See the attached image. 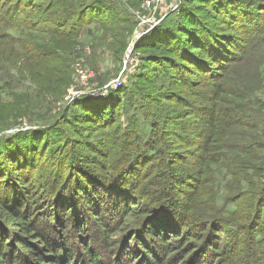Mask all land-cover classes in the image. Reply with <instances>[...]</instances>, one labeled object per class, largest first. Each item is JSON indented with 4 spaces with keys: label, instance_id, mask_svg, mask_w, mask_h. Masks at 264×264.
Returning <instances> with one entry per match:
<instances>
[{
    "label": "trees",
    "instance_id": "16d2710c",
    "mask_svg": "<svg viewBox=\"0 0 264 264\" xmlns=\"http://www.w3.org/2000/svg\"><path fill=\"white\" fill-rule=\"evenodd\" d=\"M7 1L0 0V67L50 71L65 53L62 43L71 47L82 14L77 23L67 22L71 15L50 23L36 5L44 0ZM91 7L131 36L126 9L113 19L107 2ZM156 25L140 39L171 56L151 63L181 90L173 99L184 111L164 126L174 129V143L163 142L155 111L146 116L158 121L138 129L135 107L122 126L117 110L124 107L118 98L110 110V88L83 102L105 106L104 113L70 116L51 140L40 127L18 129L16 137L39 136L20 160L0 154L9 175L0 164V264H211L219 245L231 264H264V132L247 119L264 90V0H182ZM1 44L10 46V59ZM152 75L130 79L150 82ZM16 101L10 109L28 106ZM87 126L111 132L92 143Z\"/></svg>",
    "mask_w": 264,
    "mask_h": 264
},
{
    "label": "rangeland",
    "instance_id": "374dc122",
    "mask_svg": "<svg viewBox=\"0 0 264 264\" xmlns=\"http://www.w3.org/2000/svg\"><path fill=\"white\" fill-rule=\"evenodd\" d=\"M16 1L18 0H8L7 2L14 3ZM91 1L93 0H44L42 4L36 2V5L40 6V11H42V15L47 22L51 23L56 19H63L71 15L66 18L67 22L69 24L77 23L76 18L82 14L83 24L73 30V35L76 38L70 43L71 47L67 48L62 43L65 53L60 56L58 62L46 66L47 68H51L50 71L45 68V72H42V68L40 72L36 71L32 72V74L23 71L17 73L10 64L1 65L0 104H3V106L0 107V118L2 121L0 125L2 124L1 127L5 128V130L0 133V154L4 153L7 155L6 153L11 151V158L13 160H20L24 156V153L21 152L22 148L31 147L32 140L39 136H33V134L26 136L24 134L25 136L16 137L15 135L20 131L18 129L27 130V127H40L39 131H43L40 135L42 137L45 135L46 139L51 140L53 139L52 136L58 131L55 127L59 126L63 128L65 119L72 120L70 116L75 117L79 115V112L84 111V113L90 115L96 111L99 114L104 113L105 106L98 109L95 103L86 104L83 102H86V97H94L97 92H103L104 89L108 88L111 89L113 95H116L113 102L108 106L111 108L110 110H112L118 98L120 101L119 107H124V109L117 110L122 126L126 125V119L136 115V108L138 109L139 107L140 111L136 118L138 119L137 128L142 129L146 122L152 120L158 121V117L154 115H151L149 118L146 116V112L155 111L158 116L161 115L158 121L159 133L164 132V129H166L165 132L167 134L163 135V142L166 145L174 143L172 137H170L174 129L164 126L167 121L174 123L176 115L184 111V109L176 106L174 101L175 96L181 90L173 88L169 84V78L163 77L162 72L160 73V70H156L158 68H155V65L151 63L157 59H166L171 56L166 52L164 53L153 48L149 42L150 38L146 44H142V38L135 44L133 43L134 38L146 30L145 27H147L145 26V29L137 30L139 26H142L138 25L139 20L145 19L148 21L152 19L158 23L160 19L165 18L177 8L182 0H139L138 7L136 9L131 8L130 11L128 7L134 0L129 2L124 0H101L107 2V5L113 10H108V12L112 13L113 19L122 18L119 14L125 9L129 12L128 17L132 18L134 22V29L130 37L124 35L122 26H113L110 19L100 21L99 16L103 10L91 7ZM25 9L28 10V8ZM150 22L152 21L150 20ZM46 26L51 25L46 24ZM100 27H105L107 32L100 30ZM39 37L43 38V36ZM120 42L121 44H119ZM3 50L5 58L10 59L12 57L10 46L4 45ZM19 64L20 61L18 60L16 68L19 67ZM136 73H145V76L150 73H154V75L150 77V82H143L137 77L131 80L130 77ZM32 77L33 79L38 77V79L33 80ZM131 91H137L142 96H137L135 92L131 94ZM56 94H60V96ZM103 94L105 95L104 92ZM143 96L145 97L141 99ZM128 97L130 98L129 100ZM173 97L175 98L173 99ZM153 100H156V105L153 104L148 107V103ZM14 101H16V105L18 101H22L28 106L10 109L12 105L9 104L14 103ZM158 103L159 106H157ZM259 106H263V108L258 109ZM249 108L247 119L250 120L252 126H256L257 131L263 133L264 90L255 96ZM5 109H9L10 111H6ZM31 131L34 130L31 129ZM108 132L111 131L101 128L92 129L90 126H87L84 134H86L92 143H96L99 140H106L105 137ZM26 150L29 149L25 148ZM177 150L175 148L169 149V151ZM183 151L179 148L177 152L182 153ZM0 159L1 166L6 170L3 158L1 157ZM184 169L189 168H183L182 170L185 171ZM5 177L7 179L9 177L7 170L5 171ZM44 196L47 199H51V194ZM14 228L12 225L8 226V229L11 231ZM15 231H17L16 228ZM222 237L226 241L229 238L228 233H225ZM92 238L95 243L96 240L94 237ZM166 243L172 247L176 246V242L174 240L170 241L169 238ZM166 243L165 246H167ZM95 244L97 245V243ZM215 248H219V250L213 257L212 262L214 264H231V261L228 259L229 253L227 254L221 245L215 246ZM169 257L165 254L163 259L167 261Z\"/></svg>",
    "mask_w": 264,
    "mask_h": 264
},
{
    "label": "built area",
    "instance_id": "2783aa9c",
    "mask_svg": "<svg viewBox=\"0 0 264 264\" xmlns=\"http://www.w3.org/2000/svg\"><path fill=\"white\" fill-rule=\"evenodd\" d=\"M118 1V0H117ZM124 1H132V0H124ZM176 9V8H175ZM150 20L152 21V22H150ZM150 20H145V19H141V20H139V24L138 25H142V26H139V28L137 29V30H142V29H145V28H153L157 23L156 22H154L152 19H150ZM145 26H147V27H145ZM145 27V28H144ZM149 29V30H150ZM136 30V31H137ZM142 32V31H141ZM148 32V31H147ZM140 33V32H139ZM135 39V38H134Z\"/></svg>",
    "mask_w": 264,
    "mask_h": 264
},
{
    "label": "water",
    "instance_id": "95a60500",
    "mask_svg": "<svg viewBox=\"0 0 264 264\" xmlns=\"http://www.w3.org/2000/svg\"><path fill=\"white\" fill-rule=\"evenodd\" d=\"M150 28H148V29H146V30H144L142 33H140V34H138L136 37H135V39H134V43L133 44H135L144 34H145V32H147V30H149ZM133 47V46H132Z\"/></svg>",
    "mask_w": 264,
    "mask_h": 264
}]
</instances>
